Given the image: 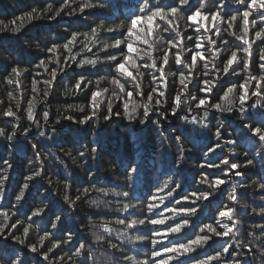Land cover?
<instances>
[{
	"label": "trees",
	"instance_id": "1",
	"mask_svg": "<svg viewBox=\"0 0 264 264\" xmlns=\"http://www.w3.org/2000/svg\"><path fill=\"white\" fill-rule=\"evenodd\" d=\"M146 2L151 5L157 0H0V128L5 132L0 136V212L9 214V224L17 220L22 222L11 231L14 236L25 240L21 245L12 236L7 240L0 237V264L12 249L27 264H36L37 261L40 264H60L61 256L65 257L63 264H72L67 259L68 249L74 250L80 244L85 245V254L94 258L87 264H105L106 261L110 264H151L154 251L161 252V256L155 258L157 261L168 259L170 254L164 253V247L176 242L187 243L189 238H195L194 232L209 235L211 239L190 254L193 260L204 261L222 251L223 247H229L236 251L231 255L225 254L227 264H264V256H261L264 252V230L261 227L264 226V143L250 130L264 125V97L252 95L257 90V81L251 79L261 75L259 65L264 63L260 60L261 48H264V31H261L264 21L259 19L262 10L257 6V10L251 12L245 36L242 13L246 6L237 0H191L195 6L193 12L201 2L205 4L194 20L187 19L193 14L187 11L183 13V20L179 16L168 17L171 27L180 36L164 31L169 23L154 18L151 35L148 34L149 26L140 23L127 39L134 52L127 53L125 43L102 51L105 44L114 43L113 37L121 39L117 32H107L106 29L120 26L127 17L139 14L138 5L145 6ZM86 3L96 6L85 7ZM101 3L103 7L99 6ZM161 3H167V0H161ZM57 10H61L60 15L52 19ZM218 10L220 15L213 20L209 13ZM28 13H32V18ZM231 16L237 19L231 21ZM253 19L257 20L255 26L251 23ZM229 22L232 27L228 26ZM16 28H19L18 32L14 31ZM93 28L97 29L100 37L94 44L90 43ZM127 29L128 24L123 23L122 31L127 32ZM258 31L261 32L259 39L256 37ZM73 32L78 33V38L69 52L63 45ZM236 37L247 39L252 44L249 49L251 57L244 51L248 45ZM170 39L175 47L169 43ZM145 40L147 43H143ZM210 41H215V44ZM223 41L228 42L227 47ZM54 44L60 47L51 53L48 49ZM85 44L92 49L91 52L85 49ZM122 50L130 57L125 68L135 79L117 73L115 62L106 58L108 54H114L117 61H123ZM149 51L157 66L161 65L164 53H168L164 82L159 79V71L141 67L143 75H137L131 66L133 61L138 66L151 63L144 55ZM233 51L237 52V59L231 67L237 74L225 75L223 68ZM213 52L215 56H212ZM76 53L79 55H76V61H72L71 56ZM193 53L203 54L204 59L197 56L195 67L184 68L185 62L192 65ZM178 54L182 61L179 65L176 63ZM246 58L249 60L247 71L244 70ZM82 59L97 60V63L77 67V62ZM41 60L44 65L37 68ZM66 60L71 66L65 63ZM13 67L20 71L18 77L12 72ZM54 68L57 76L50 87L45 81L52 80L51 70ZM60 68L64 71L60 72ZM181 73L187 77L184 82L188 89L181 84ZM80 74L86 78L85 83L90 80L91 84L87 87L82 85V90L77 91L74 86ZM117 76L128 91L138 83L142 95L133 93L129 99L121 93L111 83ZM100 77L104 78L97 84ZM8 80L13 83H8ZM34 80L37 81L36 92H33ZM205 80L214 85L210 92L201 91L205 88ZM246 81L248 90L242 113L240 96L245 92L240 85ZM233 85V92L225 97V92ZM154 87L159 88L164 96L156 106V94H152L149 107L154 110L150 111L149 117L143 116V107H140L132 114L133 119L125 118V102L129 108L134 104L149 103L148 94ZM103 89L108 91L103 92ZM259 90L264 92V81H261ZM45 91L49 93L47 97L44 96ZM93 91L102 92L95 102L92 101ZM177 96H180L179 102H176ZM200 99H205L206 103L197 107ZM29 101L34 105L33 121L27 118ZM93 103L97 105L95 115L81 125L79 120L92 115ZM216 104H220L223 110L211 107ZM110 105L112 114L108 111ZM174 107L175 115L172 114ZM9 108L19 119L4 116ZM45 112L48 113L47 121ZM116 112L120 115H115ZM106 115H110L109 120L104 119ZM66 116L72 119H64ZM142 119L144 124L140 123ZM14 126L15 134L9 141L7 136L13 134ZM26 128L30 130L28 135L23 131ZM217 130L221 133L219 141ZM41 131L45 136H40ZM178 136L179 141L176 139ZM33 145L37 147L34 149ZM223 160H227L228 165L221 163ZM232 163L237 165L235 169L230 167ZM214 164L220 167H211ZM37 171L40 176L34 175ZM237 172L242 175H236ZM29 175L34 178L26 181ZM204 177L209 182L223 179L225 183L218 188L210 187L208 183H197ZM25 183L29 187L25 189L24 198L17 203L16 196ZM169 189H175L171 196ZM195 189L214 195L193 205L183 197ZM123 192H128V197L118 195ZM65 194L76 200L73 207L65 203ZM230 194L239 195V203L233 205ZM153 196L155 200L150 199ZM125 204L130 205L127 211H124ZM149 204L158 207L149 213ZM225 206L238 209L235 218L239 230L234 228L228 237L215 236L207 229L201 233L204 225L223 232L224 229L217 224L221 219L232 227L227 218L219 217V211L225 210ZM188 207H195L197 214L179 213L180 209ZM38 208H43L44 213L28 220L32 211ZM169 208L176 209L178 214L174 215L168 211ZM13 212L16 214L12 215ZM57 215L61 216L57 222L58 230L51 224ZM125 217L127 222L144 219L145 224L129 228L126 224L117 223ZM149 217L163 219L165 223L152 225L147 222ZM184 219L189 224L181 233L170 234L167 239L154 234L157 231L163 234L169 225ZM0 222H3V216H0ZM25 225H30L27 237L23 235ZM45 230L50 236L45 241L47 247H41L39 238L45 235ZM69 230L72 243L61 242L60 247L49 254L48 261L41 260L38 253L30 252L27 247L35 244L40 252H47L52 238L63 236L67 240ZM97 236L103 239L96 241ZM153 239L160 242L154 246ZM245 244L252 245L254 252L245 249ZM125 256H131L133 260L126 261ZM181 264H189L188 258L182 257ZM209 264L218 262L209 261Z\"/></svg>",
	"mask_w": 264,
	"mask_h": 264
},
{
	"label": "snow or ice",
	"instance_id": "2",
	"mask_svg": "<svg viewBox=\"0 0 264 264\" xmlns=\"http://www.w3.org/2000/svg\"><path fill=\"white\" fill-rule=\"evenodd\" d=\"M237 3L241 4L242 6H246V10L243 11L242 16L244 19V23H245V27L243 28V32L245 34V36H247L248 33V28H247V24H248V17L250 16L251 12L254 10H257V6L260 11V15H259V19L264 21V0H251V2H249V0H237ZM96 5H92V4H85V7H95ZM100 7H103V4L101 3L99 5ZM139 14L134 13L132 16L127 17L125 19V21L122 22V24L120 26H117L115 28H108L106 29L107 32H117L119 34V36L121 37V39H117L115 37H113L114 43L109 45V44H105L103 46V49H101L102 51H106L109 47H119L122 43H125L127 46V53H132L135 51V49L133 48V45L131 43H127V39L129 37H131L133 35V31L134 29H136L137 25L140 23H146L149 28H148V34L151 35L152 34V24H153V19L154 18H159L160 20L165 21L166 23H169V27L164 28V31H171V32H175L176 36H180V33L178 31H176L175 28L171 27L170 22L168 21V17L172 16V17H176L179 16V19L183 20L185 19V15L183 14L185 11L187 12H192V15H188L187 19L188 20H194L195 16L200 15L201 14V10L205 8V4L203 2L200 3L199 8H195V11L193 12V8L195 7L192 3L191 0H167V3H161V0H157V2L155 4H151L148 5L146 2L145 6H139ZM219 9V5L217 6ZM62 10V9H61ZM61 10H57L55 12V15L53 17H51L52 19H55V16H59L60 15V11ZM36 10L33 9V12H35ZM81 11H83V8H81ZM212 16L213 20H216L220 13L219 10L215 13H209ZM29 18H32V13H28ZM201 19H204L203 16H201ZM231 21H235L237 19L236 16H231ZM123 23H127L128 24V29L127 32L122 31V25ZM251 23L253 24V26L256 25L257 20L253 19L251 21ZM158 28L160 27L159 24L156 25ZM229 27H232V24L229 22ZM6 27V26H5ZM14 31L18 32L19 28L14 29ZM261 31H264V25H262L261 27ZM217 32H219V29H217ZM231 34V33H230ZM87 36V34H85ZM256 37L257 39H259L261 37V32L258 31L256 33ZM77 38H78V33L73 32L71 38L67 39V43H65L63 45L64 49L66 51L71 52V45H73L74 43L77 42ZM100 37L97 36V29L93 28L92 29V40L90 41V43H95L96 39H99ZM237 39H242V42L246 45H248L247 48L244 49L245 53L247 54V56L251 57L252 53L249 51V49H251L252 44L247 40V39H243L242 37H236ZM189 39H191V37H189ZM143 43H147V41H143ZM170 44H173L172 40H169ZM210 43L215 44V41H210ZM224 45L227 47L228 42L227 41H223ZM254 43V42H252ZM176 45L173 44V47H175ZM59 45L54 44L51 48L48 49L49 52L51 53H55V51L59 48ZM197 47H199V45H197ZM85 49H87V51L91 52L92 49L88 47V44H85ZM191 52V50H189ZM122 55H124V60L123 61H117V56L114 54H108L107 55V59L110 62H115V69L117 71V73H122L125 77H132V73L129 72L126 68H125V63H127L130 59V57L126 54L123 53V50L121 52ZM76 55H79V53H76L75 55L71 56V60L72 61H76ZM144 55H146L148 57L149 60H151V63H147L145 62V64L143 65H137L135 61L132 62V67L136 69V74L137 75H143V73L140 72V68H151L154 69L156 71H159L161 73L160 76V80L162 82L165 81L166 78V72L164 69V65L168 64V53L165 52L162 59V63L160 66H157L155 59L152 58V54L151 52H147ZM216 54L213 52L212 56H215ZM197 56H199V58L201 60L204 59L203 54L201 53H193L192 54V65H189L188 63H183V67L184 68H193L195 67L196 64V60H197ZM143 58V57H142ZM237 59V52L233 51L231 52V56L230 58L227 59V61L225 62V66L223 68V72L225 75H236V69L232 68L231 66L233 65V63L236 61ZM260 60L264 61V48H261V53H260ZM65 63L68 66H71L68 61L66 60ZM97 63V60H93V59H82L80 61L77 62V67H80L82 65H87V64H91V65H95ZM176 63L179 65L182 63L180 55L178 54L176 56ZM44 65V61L41 60L40 63L38 65H36L37 68L41 67ZM249 67V60L246 58L244 60V70L247 71ZM260 69H261V75L259 77H251V79L256 80L257 81V90L252 92V95L255 96H261L264 97V92L260 91L259 89L261 88V81H264V63H261L259 65ZM217 69H218V65H217ZM231 69V72H230ZM64 69L60 68V72H63ZM12 72L16 74V76L18 77L20 75V71L18 70V68L13 67L12 68ZM37 75H39V73H37ZM205 75H207V72H205ZM57 76V69H52L51 70V77L52 80L50 81H45V83H47L50 87L52 86L53 81H55ZM104 77H100L97 80V84H99L100 79H103ZM133 79H135V77H132ZM187 77L184 75V73H181L180 76V80H181V84L183 85L184 89H188V84L185 83V79ZM194 78V75H193ZM86 78L84 77L83 74L79 75V79L77 80L76 85L74 86L76 88L77 91H81L82 90V85L84 87H87L88 84H91V81L88 80L87 83H85ZM191 81H189L190 83ZM8 83H13L12 80H8ZM37 83V81L34 80L33 82V92H36L37 89L35 87V84ZM111 83L115 84L116 87H118L120 89L121 93H125L127 95V97L129 99H131L133 97V93H135V95H142V92L140 91V85L137 83L131 91H128L125 87L124 83H121L119 76L114 77L111 81ZM205 84V88H202L201 91H207L210 92L211 91V87L214 86L212 85V82L209 80H205L204 81ZM19 86V85H18ZM164 87H166V83L163 84ZM235 88V85H233L232 87H229L227 89V91L225 92V97H227L229 95V93H232L233 90ZM240 88L244 89L245 94H242L240 96V103H241V108L240 111L243 113L244 112V103L246 100V93H247V81L244 84L240 85ZM103 92H107V89H103ZM153 93L156 94V100H155V104L156 106H159L161 101H160V97L164 96V93L159 89V88H152V92L148 94V102L146 104H134L133 107L129 108V105L127 102H125L124 104V109H125V118L131 120L133 119V113L136 112L137 108L143 107V116L148 118L149 117V113L150 111H153L154 109L149 107V104L151 103L152 99H153ZM102 94L101 91H93L92 92V101L95 102L96 98L98 96H100ZM115 94V93H114ZM49 95V93L47 91L44 92V96L47 97ZM180 95H183V92H181ZM180 96L176 97V102H179ZM193 100L196 99V97H192ZM223 99V98H222ZM206 101L205 99H200L197 107L201 106V105H205ZM29 109H28V120L29 121H33L34 116H33V102L29 101ZM93 113L90 116H86L83 119L79 120L78 123H80L81 125L86 124L89 120L92 119V117L95 115V108L97 107V105L95 103H93ZM211 107L216 108L217 110H223L222 106L220 104H216V105H211ZM252 107H256V105H252ZM230 111V109H228ZM81 111H83V109L81 108ZM109 113L112 114V108L111 105L109 106L108 109ZM115 115L119 116L120 113L116 112L114 113ZM173 115L176 114L175 112V107L173 108ZM4 116H9V117H16V119H19V117L16 116V113L14 111H12L11 108H9L8 110H6L4 112ZM48 118V113L45 112L44 113V119L45 121H47ZM64 119H72L71 117H64ZM105 120H109L110 119V115H106L104 117ZM59 122V121H58ZM141 124L145 123V120H140ZM154 123H158L156 121H154ZM202 123V122H201ZM245 127H248V125H245ZM252 131V134L255 136H258L259 140L264 143V125H262L259 128H254V129H250ZM25 135H28L30 130L29 129H24L23 130ZM15 134V126H14V130H13V134L12 135H8L7 139L9 141H11L13 139V135ZM40 136H45V132L41 131ZM5 132L4 129L0 128V136H4ZM217 136V140L219 141L221 133L219 130H217L216 133ZM177 141H179L180 137L178 136ZM227 143L231 144L233 143V141H227ZM34 149L37 147L36 145L32 146ZM217 147H219V144H217ZM93 151H95V149H93ZM181 151H183V149H181ZM209 151H214V149H209ZM81 155H83V153L81 152ZM6 165H8V167H11L10 164H8L7 161L4 162ZM221 163L228 165V161L227 160H223L221 161ZM248 163L250 164L251 161H248ZM201 167H203V165H201ZM211 167H220V165H211ZM230 167L232 169H235L237 167V165L235 163H232L230 165ZM35 176H40L41 173L39 171L34 173ZM225 175H227V173H225ZM236 175H242L241 173L237 172ZM33 175H29L27 176L25 179L26 181H31L33 180ZM0 183H2V181H0ZM197 183H208L210 187L213 188H218L219 185L224 184L225 181L223 179H217L215 180V182H209L207 177L202 178L200 181H197ZM29 187V185L27 183H25L19 194L16 196V201L17 203H20V201L24 198L25 196V189H27ZM165 187H167V184H165ZM177 187H179V185H177ZM162 190V189H161ZM86 192L88 191L87 189L85 190ZM102 191V190H101ZM175 191V189H169V195L171 196L172 192ZM118 195H123L124 197H128V192H123V193H118ZM214 195V193L212 192H208L205 191L203 189H195L193 190L190 194L185 195L183 197V199L185 201L190 202V204H196L197 201L203 199V200H207L210 196ZM190 197H195V199H190ZM80 197L78 196L76 199L78 200ZM240 196L236 195V194H230L229 199L232 201L233 205L239 203L240 200ZM65 203H67L69 205V207H73L76 203V200H73L70 198V196L68 194H65L63 197ZM150 199L155 200L156 197H150ZM179 203V202H178ZM130 207L129 204H125L124 205V211H127L128 208ZM158 207V205L156 204H149L148 205V212L152 213L153 209ZM241 207H244V205H241ZM13 208H15V205H13ZM44 209L43 208H38L36 210H33L31 213V216H28V220H32L33 217L39 216L42 213H44ZM168 211L172 212L174 215L178 214L176 209H171L169 208ZM238 212V209L232 207V206H225V210H220L219 211V217L220 218H227L229 223L232 225V227H229V224H225L223 223L222 219L217 221V224L219 225L220 228H223L224 231L223 232H219L217 231L215 228H213L210 225H204V227H202L200 229V232L203 233L205 232V229H207L208 232L212 233L215 236H221V237H228L230 235V233L233 232V229L235 228L237 231L239 230V226L237 223V219L235 218V214ZM179 213H182L184 215H196L197 214V209L195 207H188V208H183L179 210ZM16 212H13L12 215H15ZM0 216H3V222H0V237H3L4 240H7L9 236H12L13 240L21 245L25 244V240L21 239L20 237L14 236L12 234V229H16L17 225H21L22 222L20 220H17L16 223L14 224H9L8 221L11 219V217L9 216V214L7 212H0ZM61 220V216L57 215L55 220L51 221L52 224V228L53 229H57V222ZM34 222V221H33ZM127 217H125L124 219H120L117 220V223L119 224H126L127 227L129 228H133L135 227L137 224L143 225L145 224V220L144 219H140V220H132L131 222H127ZM148 223L152 224V225H161L164 224L165 221L163 219H152V218H148ZM189 224V221L187 219L182 220L180 223H175L174 225H169L167 228V231L164 232L163 234L159 233L158 231L155 232V235H162L164 239H167L168 236L170 234H178L181 233V230L183 228H185L187 225ZM262 230H264V226H261ZM29 228L30 225H25L23 226V235L24 237H27L29 235ZM58 230V229H57ZM105 231H107V229H105ZM123 235V234H121ZM195 238H189L187 243H183V242H176V243H172V246H165L164 247V253L170 254L168 259H161L159 261H157L155 258L156 257H160L161 256V252L160 251H154L152 253V261L151 264H171L172 261H175V264H181V258L185 257L188 258L189 260V264H209V261H217L218 264H227V259L225 258V254L231 255L232 252H235L236 249L232 248L230 249L229 247H223L222 251H219L216 253V255L214 256H208L206 260L201 261V260H193L191 258V253H193L194 251L197 250V248H202L204 246V244H206L210 239L211 236L209 235H200L199 233H193ZM50 234L45 230V235L40 236L39 238V244L41 245V247H47V245L45 244V241L49 239ZM142 237H138L137 239H141ZM103 237L102 236H97L96 237V241H100L102 240ZM64 243V244H69L72 243V233L71 230H69L68 233V239L65 240L63 238V236H61L59 239L53 237L52 238V244L51 247L48 248L47 252H40L39 249L37 248V246L35 244H28L27 247L29 249L30 252L33 253H38L40 255L41 260L43 261H48L50 259V253H52L55 249H58L60 247V244ZM160 241H157L155 239L152 240V244L155 246L157 243H159ZM113 248L116 247V245H112ZM244 248L247 249L250 252H254V247L252 245L249 244H245ZM68 255H67V259L72 262V264H87V261H89L90 259H94L93 257L86 255L85 254V245L84 244H80L79 247H76L73 249H68ZM15 256L16 258L13 259L12 257ZM261 256H264V252L261 253ZM82 259H77V258H81ZM60 264H63V261L65 259V257L61 256L60 258ZM125 260L126 261H132L133 258L131 256H125ZM237 261H239V257L237 256ZM3 264H27L26 260H21L19 255L17 254L15 249H12L10 253H6V260L3 262ZM36 264H40V261H37ZM105 264H110V262L106 261ZM144 264H147V262H144Z\"/></svg>",
	"mask_w": 264,
	"mask_h": 264
}]
</instances>
